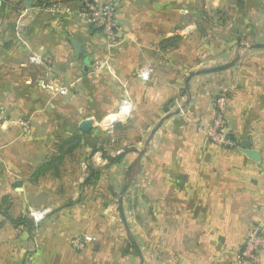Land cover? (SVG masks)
Returning a JSON list of instances; mask_svg holds the SVG:
<instances>
[{
	"label": "crops",
	"instance_id": "obj_1",
	"mask_svg": "<svg viewBox=\"0 0 264 264\" xmlns=\"http://www.w3.org/2000/svg\"><path fill=\"white\" fill-rule=\"evenodd\" d=\"M117 1L118 30L109 40L75 13L52 14L39 0H0V106L8 117L0 123V264H25L29 241L35 244L37 264H121L122 256L71 246L73 236L92 231L93 207L86 211L77 204L92 181V159L113 175L118 167L126 175L144 161L146 183L140 186L142 178H136L139 183L134 179L132 187L146 189L141 192L151 235L162 246L164 264H248L240 261L248 234L264 233V74L252 73L230 88L226 118L228 138L235 144H216L207 129L216 115L212 104L219 89L207 85V74L193 77L187 90L193 71L172 54L174 37L183 38L174 47L183 51L185 38L196 35L197 4ZM73 39L83 45L80 54ZM145 69L148 76L141 74ZM79 114L75 124L68 121ZM110 115L108 123L120 117L111 129L122 149L109 154L130 150L116 165L102 156L103 145L97 146L104 137L99 120ZM47 118L51 125L45 124ZM86 118L95 120L88 133L79 129ZM66 122L73 127L60 133ZM51 129L54 139L63 133L66 138L55 140V155L45 156L44 144L36 139ZM84 135L88 145L81 141ZM245 140L259 151V160L244 153ZM86 146L87 155H68ZM115 179L114 186L107 183L110 190L122 184ZM48 194L57 202L38 201ZM6 201L10 209L1 205ZM105 208L117 209L124 218L123 206ZM43 209L48 216L32 233L5 216ZM131 240L138 247L131 257L143 264L140 246Z\"/></svg>",
	"mask_w": 264,
	"mask_h": 264
},
{
	"label": "rangeland",
	"instance_id": "obj_2",
	"mask_svg": "<svg viewBox=\"0 0 264 264\" xmlns=\"http://www.w3.org/2000/svg\"><path fill=\"white\" fill-rule=\"evenodd\" d=\"M54 1L66 10L70 8L71 11L69 13H73L80 2L84 0H70L71 3L59 0ZM86 1L90 4L91 2L94 4L117 3V9L114 16L117 24L116 15L119 8L117 0H112L106 3H100L98 0ZM193 3L194 5L196 3L198 6L197 11L193 12L197 24V33L194 36L185 38L187 39L185 40V43L188 44V47L183 51H181L180 48H174L179 44H183V38L174 37L172 39L173 58H179V60L183 62L182 64L187 66L185 69H187L186 71L188 72L223 65L234 58H238L237 63L233 68L220 73L208 75L206 79L207 85L219 89L213 99L214 103L220 94H225L227 98L230 88L237 85L240 79L245 76H251L254 73L264 74V49L255 50L245 47L243 48L242 46L264 43V0H194ZM69 13L65 12L63 16H66ZM191 67L193 68L191 69ZM80 103L81 105H84L85 102L81 101ZM63 107L65 110L68 109L67 105H61V108ZM2 111V107L0 106V113H2L4 118L3 120H0V123H3L8 119ZM84 111L88 110L86 109ZM89 111H91V109ZM67 114L73 115L70 110L67 111ZM80 117L81 114L78 116L76 115L74 118H67L68 121H70V119H73L72 121H78ZM110 117L111 115L104 116L99 120L98 126L101 128L99 134L104 135L105 138L103 137L102 142L100 140L97 146L103 145V148H105L108 153L116 154V151L122 149V147L117 141L115 135H112L111 128L120 117H117L114 120L111 119L112 121L110 120L108 123L107 120H109ZM49 119L47 118V120L44 121L45 124L51 125ZM64 121H67V119ZM70 127L73 126L67 125L66 122L63 127L60 126V133L66 132ZM105 129H107V131H105ZM54 133L55 131L51 129L48 133L44 134L42 139L41 137L36 139L38 143L41 142L44 144L45 156L55 155V152L53 151L54 144L56 141L62 142L66 138V135L63 133V135L61 134L58 137L55 135L56 139H54ZM27 134H30V132H24V135ZM106 136H110V138L107 139ZM104 140H106V142H103ZM81 141L85 145H88L90 140L84 135L81 137ZM89 150L90 147L86 146V149L73 150V152H70L68 155L81 158L87 155ZM124 151L125 149L122 151L120 150L119 153ZM95 153H92V156H94ZM92 166L95 168V175L93 176L92 181L87 184L86 192L82 191L80 194L79 197L81 199L77 203L82 206L84 205L86 211L89 206L91 208L93 207L91 212L92 231L91 234L85 232L73 236L71 239L72 248L75 251L83 252L86 249H91V251H93L92 249L96 247L100 252H105L107 254L112 253V256L116 258L122 256L120 257L121 264H137V261H135L137 259H135V257L132 259L131 257V255H136L130 242L132 237L140 246L144 257L143 264H164L161 255L162 246L155 243V238L151 235V225H149L151 222L149 221V214L146 212L147 198L146 194L141 192L146 189H141L138 185L137 187H132V183H134V179L136 181V178H142L140 186L146 183V179L141 176L142 169H144V161L132 166V170L126 175L124 172L122 173L120 171V167H118V174L113 175L109 167L102 168L100 165H96V161L93 159ZM116 176L118 179L122 180V184L113 190H110L107 183L113 184L114 186L116 184ZM45 178L46 180L49 179L48 176ZM138 183L139 182L136 181V184ZM122 185L123 187H121ZM125 185H128V187L123 195H121ZM76 187L77 189L79 188V186ZM137 188L140 189V192L137 191ZM138 193L139 196H137ZM48 195L49 196H44L43 198H38V201L57 202L56 197L50 196V194ZM121 196L122 202L120 203ZM77 197L76 199L74 196L72 198L77 200ZM3 203L6 204L7 201L2 202V206ZM119 205L123 206V219L124 222L128 224L127 228L121 218L120 211L117 209L106 211L105 208L110 206L116 207ZM5 208L10 209L7 204ZM45 211L47 210H29L24 216L32 220L35 226H39L48 216V212ZM87 225L88 224H86V228ZM35 236L36 232L34 233V237ZM29 242L28 248L30 251L27 254L25 264H37L35 244L31 241ZM174 262L175 264H180L179 260Z\"/></svg>",
	"mask_w": 264,
	"mask_h": 264
},
{
	"label": "built area",
	"instance_id": "obj_3",
	"mask_svg": "<svg viewBox=\"0 0 264 264\" xmlns=\"http://www.w3.org/2000/svg\"><path fill=\"white\" fill-rule=\"evenodd\" d=\"M70 7V6H69ZM52 14L64 15L65 12H70L71 9L67 10L59 6L57 2L43 7ZM117 9V3L107 4H94L87 2L86 0L81 1L77 6L75 13L79 19L83 22L91 24L100 30H102L109 40H112L118 30V25L115 22L114 16ZM103 64L98 62L97 66ZM143 76L149 75V69H145L141 73ZM60 94L65 95L67 93L66 88L59 90ZM212 108L215 111V118L208 127V135L211 140L220 145L233 146L235 143L228 138V128L226 123L227 115V98L225 94H220L212 104ZM3 115L0 113V120H3ZM115 119V118H113ZM264 252V233L260 229L251 231L241 250V262L248 264H260L262 260V253Z\"/></svg>",
	"mask_w": 264,
	"mask_h": 264
},
{
	"label": "water",
	"instance_id": "obj_4",
	"mask_svg": "<svg viewBox=\"0 0 264 264\" xmlns=\"http://www.w3.org/2000/svg\"><path fill=\"white\" fill-rule=\"evenodd\" d=\"M0 4H1V2H0ZM72 43H73V46L76 50V53L80 54L82 47H83L82 43L77 39H73ZM242 46H243V48L245 47V48L255 49V50L264 49V43H255L252 45H242ZM237 60H238V58H234L230 62L223 64V65L210 67V68H204V69H200V70H196V71L191 72L188 75L187 80H186L187 90H189V83L193 77L200 76V75L220 73L222 71L229 70L236 65ZM182 109H184V107L178 109L176 113H179ZM162 122H163V120H161L160 123L158 124V126L153 130L152 135H154L155 132L161 127ZM94 124H95L94 118H86L80 122L79 129L83 132L88 133L92 130ZM242 148H243L244 153L247 154V156H249L250 158H253L255 160L260 159L259 151L252 148L251 142L249 140H245L242 142ZM127 187H128V185L124 186L123 192L121 195H123V193H124V191H126ZM121 202H122V196L120 197V203Z\"/></svg>",
	"mask_w": 264,
	"mask_h": 264
},
{
	"label": "trees",
	"instance_id": "obj_5",
	"mask_svg": "<svg viewBox=\"0 0 264 264\" xmlns=\"http://www.w3.org/2000/svg\"><path fill=\"white\" fill-rule=\"evenodd\" d=\"M52 2H55L54 0H39L38 4L39 6L41 7H45L49 4H51ZM71 3V1H70ZM130 150H125L124 152L118 154V155H111L109 154L106 150H103L102 151V156L107 159L108 162L112 163V164H116V163H120L122 161V159L124 158L125 154L127 152H129ZM131 171V169H129L128 173ZM95 175V169L93 168L92 169V172H91V178H93V176ZM5 216H7L9 218L10 221L14 222L15 224L17 225H24L28 228L29 230V233H32L34 230H35V224L32 220L28 219L27 217L25 216H21L19 218H14L12 216H9V214L5 213ZM131 244H132V247L133 249L138 252V247L137 245H135L133 243V241L131 240L130 241Z\"/></svg>",
	"mask_w": 264,
	"mask_h": 264
}]
</instances>
